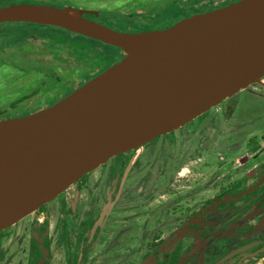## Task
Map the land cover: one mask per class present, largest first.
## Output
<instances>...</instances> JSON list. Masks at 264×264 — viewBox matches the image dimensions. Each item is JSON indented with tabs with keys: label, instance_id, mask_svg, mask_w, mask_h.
<instances>
[{
	"label": "flooded vegetation",
	"instance_id": "obj_1",
	"mask_svg": "<svg viewBox=\"0 0 264 264\" xmlns=\"http://www.w3.org/2000/svg\"><path fill=\"white\" fill-rule=\"evenodd\" d=\"M54 65L66 95L54 90L32 112L22 106L31 91L14 90L0 120L49 108L101 74ZM0 264H264V78L0 231Z\"/></svg>",
	"mask_w": 264,
	"mask_h": 264
},
{
	"label": "water",
	"instance_id": "obj_2",
	"mask_svg": "<svg viewBox=\"0 0 264 264\" xmlns=\"http://www.w3.org/2000/svg\"><path fill=\"white\" fill-rule=\"evenodd\" d=\"M86 15L100 13L0 8V25L54 27L124 53L55 105L0 120V231L113 157L179 130L264 78V0H240L142 33Z\"/></svg>",
	"mask_w": 264,
	"mask_h": 264
},
{
	"label": "rangeland",
	"instance_id": "obj_3",
	"mask_svg": "<svg viewBox=\"0 0 264 264\" xmlns=\"http://www.w3.org/2000/svg\"><path fill=\"white\" fill-rule=\"evenodd\" d=\"M232 1L3 0L0 1V8L10 5L33 4L100 11V16L95 18L97 22L108 24L120 32L142 33L162 30L170 27L172 23L174 25L177 21L184 19L182 10L194 8L190 13L195 14L211 12L232 4ZM129 15L133 17L130 18ZM62 31L49 26L28 23H6L0 26V99L12 98L14 90L18 91L20 96H25L31 91L29 99L24 101L22 106L30 105L32 108L30 111L34 112L54 98V90L56 96L60 92L66 95L69 88V86L65 88L63 85L66 84L65 82L52 77L55 70L57 72L54 63L62 69L73 68L83 72L93 67L102 73L122 59V53L116 48ZM67 35L82 41L81 46L73 47V52L63 45ZM56 38L62 40L59 42L60 44H57L62 46L59 47V52H56L55 48L57 47ZM97 51L100 52L96 54ZM90 53H94L96 56L91 58ZM56 55H60V58H57ZM73 69L68 71L72 72ZM68 71L57 75L70 81L69 77L72 74ZM18 82H20L19 85H17ZM47 85H51V89L47 90ZM48 92H51L50 97Z\"/></svg>",
	"mask_w": 264,
	"mask_h": 264
},
{
	"label": "trees",
	"instance_id": "obj_4",
	"mask_svg": "<svg viewBox=\"0 0 264 264\" xmlns=\"http://www.w3.org/2000/svg\"><path fill=\"white\" fill-rule=\"evenodd\" d=\"M0 1H3V0H0ZM194 1H196V2H199L200 0H194ZM198 8V7H197ZM194 8H189L188 10L186 9V10H182V12H183V15H182V18H185V17H190V16H192V15H194L195 13H190V11L191 10H193ZM185 12V13H184ZM197 14V13H196ZM86 17L87 18H89V19H95V17L94 16H91V15H86ZM181 18V19H182ZM178 22V21H177ZM108 25V24H107ZM173 25V23L170 25V27ZM0 26H2V25H0ZM109 26V25H108ZM111 27V26H110ZM54 28V27H53ZM167 28H169V27H167ZM166 29V28H165ZM56 30H62V29H58V28H56ZM63 31H65V30H63ZM62 31V32H63ZM61 32V33H62ZM65 32H67V33H69V34H73V33H70V32H68V31H65ZM64 33V32H63ZM75 35H77V34H75ZM30 36V35H29ZM28 36V37H29ZM78 37H81V38H84V39H86V40H91V39H88V38H85V37H83V36H80V35H77ZM56 46L57 47H55L56 48V52H59L60 51V48L59 47H62L61 45H57V44H60L59 42H62V40L60 39V38H56ZM81 43H82V41H81V39H78V38H74V37H72V36H70V35H67L66 36V38H65V41H64V43H63V45L65 46V48H68L69 49V51L70 52H73V47L74 46H81ZM108 46V45H107ZM112 48H114V47H112ZM117 49V48H116ZM121 53H122V57L121 58H123L124 57V53L122 52V50H120V49H118ZM98 52H100V51H97L96 52V54H98ZM96 54H94V53H90L89 54V56L91 57V58H93V57H95L96 56ZM56 57L57 58H60V55H56ZM74 58H76V57H74ZM94 70H96V68H90V69H86L85 71H83L80 75H82V76H87L88 74H89V72H92V71H94Z\"/></svg>",
	"mask_w": 264,
	"mask_h": 264
}]
</instances>
